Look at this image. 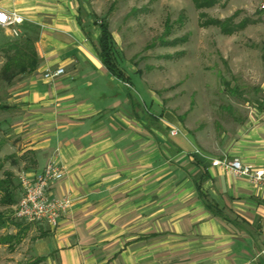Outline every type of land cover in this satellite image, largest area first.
I'll return each mask as SVG.
<instances>
[{
	"label": "crops",
	"instance_id": "0c3cea01",
	"mask_svg": "<svg viewBox=\"0 0 264 264\" xmlns=\"http://www.w3.org/2000/svg\"><path fill=\"white\" fill-rule=\"evenodd\" d=\"M0 7L40 28L39 66L18 77L0 122L13 137L0 159L12 158L18 180L57 162L66 176L51 195L71 201L57 229L35 228L30 264H264L263 189L213 166L239 158L264 168V122L246 121L224 150L208 149L124 68L111 29L127 81L106 68L88 0ZM59 68L61 78H45Z\"/></svg>",
	"mask_w": 264,
	"mask_h": 264
},
{
	"label": "rangeland",
	"instance_id": "374dc122",
	"mask_svg": "<svg viewBox=\"0 0 264 264\" xmlns=\"http://www.w3.org/2000/svg\"><path fill=\"white\" fill-rule=\"evenodd\" d=\"M88 1L93 13L109 23L124 68L137 71L146 89L181 120L186 132L204 140L206 148L222 151L246 121L264 122V0H215L204 9L194 0ZM215 20L232 28L242 22L248 26L224 35L219 27L207 26ZM4 39L14 38L0 27ZM4 63L0 54V71ZM17 79L12 85L0 80V102L8 103ZM5 117L0 112V122ZM9 134L0 123V146L12 140ZM3 154L0 163L6 162L9 171ZM0 212L12 218L0 231V264H30L36 258L32 247L39 224L17 221L14 207L0 206ZM28 226L23 239L16 237L11 247L1 244L2 237L16 236Z\"/></svg>",
	"mask_w": 264,
	"mask_h": 264
},
{
	"label": "trees",
	"instance_id": "16d2710c",
	"mask_svg": "<svg viewBox=\"0 0 264 264\" xmlns=\"http://www.w3.org/2000/svg\"><path fill=\"white\" fill-rule=\"evenodd\" d=\"M194 3L198 9H204L213 7L215 5V0H205L203 2H200V0H194ZM225 24L226 21L215 20L209 22L207 26L219 27L224 35H234L237 31L244 30L248 26L247 22H242L239 26H235L234 28L227 27ZM23 29L26 33H22L20 38L0 40V54L5 59L4 66L0 71V80L8 85H12L18 77L27 76L36 71L40 63L36 51V43L40 37V28L25 22L23 24ZM99 55L102 63L114 76L123 82L127 81L120 67V56L116 49L114 37L110 31V25L106 21L101 22ZM10 109L11 107L7 103L0 102V112H7ZM9 160H12V158L10 157L6 161ZM5 163L6 162L0 163V206L12 208L20 201L22 188L16 175L11 171L5 170ZM11 221L12 218L6 217L4 212H0V231L9 225ZM14 225H18V223L16 222ZM29 230L30 226L19 231L16 236L9 235L5 238L2 237L1 244L9 245V247H11V245H13L12 242L16 237H21V239H23ZM40 262L41 261H38L32 264H38Z\"/></svg>",
	"mask_w": 264,
	"mask_h": 264
},
{
	"label": "built area",
	"instance_id": "2783aa9c",
	"mask_svg": "<svg viewBox=\"0 0 264 264\" xmlns=\"http://www.w3.org/2000/svg\"><path fill=\"white\" fill-rule=\"evenodd\" d=\"M14 0H0V2H12ZM264 11V2L261 6ZM24 19L15 11H8L0 7V27L8 31L12 38H20L21 27ZM65 74L63 68L49 70L45 78L56 81ZM177 135L178 131H172ZM214 167H221L236 177H245L254 184L261 186L264 192V168H256L253 165L245 164L241 159L234 158L215 160ZM66 176L65 168L57 162L49 163L42 174L30 177L23 172L19 176L22 188V195L18 204L14 207L13 217L26 224H46L57 229L62 215L71 207L70 200H59L51 195V187ZM264 255V250L261 252Z\"/></svg>",
	"mask_w": 264,
	"mask_h": 264
}]
</instances>
